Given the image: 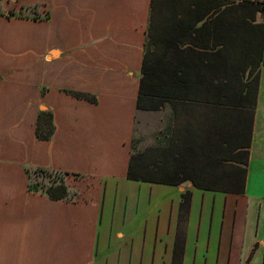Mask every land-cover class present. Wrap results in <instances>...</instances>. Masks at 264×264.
Instances as JSON below:
<instances>
[{
	"label": "crops",
	"instance_id": "0c3cea01",
	"mask_svg": "<svg viewBox=\"0 0 264 264\" xmlns=\"http://www.w3.org/2000/svg\"><path fill=\"white\" fill-rule=\"evenodd\" d=\"M200 1L193 10L162 3L152 11L153 0H0V264H264V199L251 196L264 189V16ZM149 41L163 67L184 70L192 99L209 105L233 97L228 82L258 77L243 195L127 178L139 115L170 110L173 118L168 107L138 110ZM194 103L192 115L166 125L180 147H200L208 131L210 147L198 153L212 155L220 129L234 156L235 131H248L234 115L246 108L223 103L224 124H202L207 104ZM44 108L55 125L49 141L36 136ZM35 169L68 174L73 199L31 192L27 170Z\"/></svg>",
	"mask_w": 264,
	"mask_h": 264
},
{
	"label": "trees",
	"instance_id": "16d2710c",
	"mask_svg": "<svg viewBox=\"0 0 264 264\" xmlns=\"http://www.w3.org/2000/svg\"><path fill=\"white\" fill-rule=\"evenodd\" d=\"M200 0H153L152 11L158 9V4L169 3L170 9H197L200 8ZM217 8L221 9L227 5L223 1L216 2ZM246 7V6H245ZM248 9H252L256 12H260L264 9V1L259 2L255 7L249 5ZM257 47L258 50L264 48V23L257 27ZM152 43L149 41V50L147 49V55L145 58L143 72L145 74L140 89V96L138 100V110L147 111L153 110L154 112H161L163 107H168L173 112V121L178 122L179 113L193 114L198 104L196 102H206L207 105H201L202 112L206 114V118L202 119V124L218 123L224 124L225 116L229 117L228 113L224 114V111L220 109L223 103L227 105L232 104L234 106V112L237 109L236 106H243L246 111L235 114L234 119L238 122H243L244 126L248 127L241 131H235L233 138L234 156H231L232 148L230 147V136L225 138L223 133L227 131H216V141L211 138L212 155L208 152L202 153V157L198 150L210 147L208 131H205V136H201L200 139L203 145L200 147H194L189 141L194 142V138H188L187 142L189 147H180L178 143V135L175 132L171 135L170 128L167 130L166 138L163 139V135L157 138L155 146H151L149 150L138 151L134 147V140L132 144L133 156L130 161L129 171L127 178L133 181H142L152 184H162L179 187L186 182H190L193 187L208 190V191H230L237 195H243L245 193V186L247 181V162L249 153L246 151L251 145L252 140V128L254 122V110L257 102V92L259 88V79L256 77L250 82H243L241 79L236 78L232 82H228L227 90L234 89L233 97H228L225 101L221 98L211 101L216 102L213 105H209L210 99L197 96L199 98L192 99L193 96V83H190L185 76L183 69L161 65V57L157 50H151ZM261 52H259L260 54ZM260 54V59H261ZM149 72V76L147 75ZM163 72H167V77L163 80ZM198 85V84H197ZM200 88V85L197 86ZM218 90L225 89L217 87ZM246 91L248 97H244L242 93ZM73 97L79 100H87L91 103H96L95 96L82 93V92H67ZM219 95V93H217ZM241 94V96H239ZM149 103V104H148ZM146 104L149 106L146 107ZM238 104V105H237ZM233 110V109H232ZM216 114L217 120L209 119L208 114ZM211 120V121H210ZM171 122V121H170ZM214 133L215 131L212 130ZM248 132V135L246 133ZM55 134V125L53 123V115L50 111H42L39 115L36 136L41 141H49ZM241 136L243 138H241ZM228 143V147H224V144ZM216 143V145L213 144ZM204 144L206 146H204ZM238 149H244L236 154ZM232 158L234 159L232 161ZM192 160L200 161L202 163H193ZM205 162V163H203ZM228 162H235L239 165H231ZM201 165L199 169H193L194 166ZM232 166V167H231ZM231 167V168H230ZM196 168V167H195ZM233 168V169H232ZM209 169V171H208ZM194 170V171H193ZM229 170H233L232 172ZM29 176V190L31 192H37L47 195V197L53 201L72 200L71 195L65 185L66 173L48 171L44 169L27 170ZM38 174L49 178L50 185L36 184L32 185V175ZM180 174L184 176H180ZM210 174V175H209ZM232 174V175H231ZM213 175V176H212ZM217 175V176H216ZM192 193L187 191L182 195V209L188 211L191 204ZM176 258V257H175Z\"/></svg>",
	"mask_w": 264,
	"mask_h": 264
},
{
	"label": "rangeland",
	"instance_id": "374dc122",
	"mask_svg": "<svg viewBox=\"0 0 264 264\" xmlns=\"http://www.w3.org/2000/svg\"><path fill=\"white\" fill-rule=\"evenodd\" d=\"M261 1L264 0H224L226 4L233 5L232 8L240 9V10L248 9L247 7L249 5H253L256 7ZM259 15L264 16V9L260 10ZM172 120L173 119L170 110L158 114H149V112L140 114L137 120V126L134 137V147L136 148V150L145 151V150H149L151 146L153 145L155 146L157 138L163 135V133H167L168 126L166 127V125H168ZM49 181H50L49 178L43 175H38V174L32 175L31 182L33 186H35L38 183L44 185H50ZM65 181H66V177H65ZM261 190L262 191H257L256 193H253L254 195L253 194L251 195L257 197L254 198V200L260 201L261 199H264V189Z\"/></svg>",
	"mask_w": 264,
	"mask_h": 264
},
{
	"label": "water",
	"instance_id": "95a60500",
	"mask_svg": "<svg viewBox=\"0 0 264 264\" xmlns=\"http://www.w3.org/2000/svg\"><path fill=\"white\" fill-rule=\"evenodd\" d=\"M43 110H45V108Z\"/></svg>",
	"mask_w": 264,
	"mask_h": 264
}]
</instances>
